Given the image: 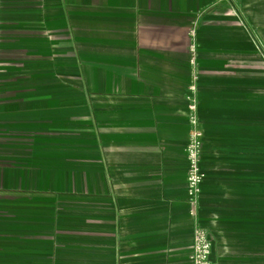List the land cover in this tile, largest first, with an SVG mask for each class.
<instances>
[{
    "label": "crops",
    "instance_id": "1",
    "mask_svg": "<svg viewBox=\"0 0 264 264\" xmlns=\"http://www.w3.org/2000/svg\"><path fill=\"white\" fill-rule=\"evenodd\" d=\"M243 21L234 0H0V264H190L196 224L211 264H264V51Z\"/></svg>",
    "mask_w": 264,
    "mask_h": 264
},
{
    "label": "built area",
    "instance_id": "2",
    "mask_svg": "<svg viewBox=\"0 0 264 264\" xmlns=\"http://www.w3.org/2000/svg\"><path fill=\"white\" fill-rule=\"evenodd\" d=\"M216 2L229 3L231 0H215ZM192 33V31H191ZM195 102L191 104L189 110L195 112ZM191 132L189 141L186 145V155L188 160V169L186 173L187 203L189 205V214L195 217L198 209V201L201 193V185L204 179V173L201 169V149H202V131L198 126V121L194 113L189 118ZM211 251V242L207 231L196 224L192 246L189 254L190 264H211L209 260Z\"/></svg>",
    "mask_w": 264,
    "mask_h": 264
},
{
    "label": "rangeland",
    "instance_id": "3",
    "mask_svg": "<svg viewBox=\"0 0 264 264\" xmlns=\"http://www.w3.org/2000/svg\"><path fill=\"white\" fill-rule=\"evenodd\" d=\"M236 2L237 9L239 10L244 25L249 27L253 32V36L262 45L264 51V0H234ZM243 20V19H242ZM260 104L257 101V106L254 112L257 132L264 130V106L259 107ZM264 132V131H263ZM254 169H264V157H257L255 159ZM257 175V182L260 180Z\"/></svg>",
    "mask_w": 264,
    "mask_h": 264
},
{
    "label": "bare ground",
    "instance_id": "4",
    "mask_svg": "<svg viewBox=\"0 0 264 264\" xmlns=\"http://www.w3.org/2000/svg\"><path fill=\"white\" fill-rule=\"evenodd\" d=\"M258 47V46H257Z\"/></svg>",
    "mask_w": 264,
    "mask_h": 264
}]
</instances>
